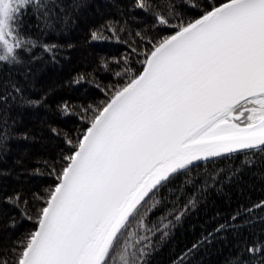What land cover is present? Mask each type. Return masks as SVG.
<instances>
[{
	"label": "snow or ice",
	"instance_id": "6c2138e0",
	"mask_svg": "<svg viewBox=\"0 0 264 264\" xmlns=\"http://www.w3.org/2000/svg\"><path fill=\"white\" fill-rule=\"evenodd\" d=\"M87 6V0H70L68 11L56 0H0V66L21 65L18 52L37 46L19 30L23 12L33 9L43 17L37 28L55 32L56 22L74 24L72 12ZM178 8L200 14L187 20ZM132 9L151 18L159 38L129 32L147 45L138 53L143 56L141 67L134 71L124 57L115 75L127 82L110 90L90 119L84 117V130L75 141L64 142L68 154L46 198L33 197L42 206L34 229L12 249L14 264H146L151 235L160 229L145 221L161 204L162 190L172 192L170 186L201 161L251 150L264 153V0H222L207 4V10L188 0H167L160 10L152 0H134ZM105 27L116 34L115 27L102 25L89 29L90 40H101ZM119 31H129L127 22ZM40 47L55 61L59 45ZM0 88V108L17 97L22 103H39L24 101L16 84ZM58 107L65 114L70 111L66 102ZM5 114L0 111V118ZM3 125L0 142L7 136L6 120ZM232 175L238 176V170ZM4 202L19 207L20 194L6 196ZM195 205L196 198L189 199L175 221ZM257 209H264V201L231 219ZM22 216L33 220L27 213ZM228 227L221 224L214 232ZM167 235L161 232V237ZM213 235L188 252L210 243ZM246 251L253 257L264 254V241H254ZM0 264L9 262L0 258Z\"/></svg>",
	"mask_w": 264,
	"mask_h": 264
},
{
	"label": "trees",
	"instance_id": "16d2710c",
	"mask_svg": "<svg viewBox=\"0 0 264 264\" xmlns=\"http://www.w3.org/2000/svg\"><path fill=\"white\" fill-rule=\"evenodd\" d=\"M56 2L67 8L70 0ZM133 2L87 0V8L72 12L75 23L69 22L64 27L56 22L55 32L37 28L43 17L38 18L33 9L21 15L20 32L37 41V46L18 52L21 65L0 66V84H16L24 101L39 103H22L17 97L9 107L0 108L6 113L0 118V127L4 126L3 120L7 121V136L0 142V258L9 264H14L16 258L12 251L16 242L35 227L34 220L42 204L33 199L34 195L46 198L54 186V175L64 163L62 157L68 154L64 142L75 141L84 130V117L90 119L94 110L108 99V92L127 82L115 75L123 67L124 57H129L134 71L140 69L138 61L143 56L138 53L147 45H141L129 32L143 31L148 37L159 38L157 29L151 27V18L133 10ZM152 2L160 10L167 0ZM220 2L222 0H188L189 4L203 10H207L209 3ZM178 10L186 14L187 20L200 14ZM125 22L129 31H119ZM102 25L115 27L116 34L112 35L105 27L103 38L91 41L89 29ZM49 43L60 46L55 61L40 47ZM131 48H136L137 52H132ZM118 60L120 65L116 64ZM81 76L83 79L76 83ZM65 102L70 110L67 114L58 107ZM84 108L89 111L84 113ZM200 165L175 186H170L172 192L162 190L161 204L148 214L145 223L160 231L151 235V250L144 257L146 264H241L243 261L260 264L264 254L253 257L246 247L254 245V241H264V209H257L251 215L242 214L236 221L231 218L264 201V153L259 150L239 152L228 158L202 161ZM233 169L238 170V176L232 175ZM181 187L182 192L178 191ZM14 193L20 194L19 207L4 202L6 196ZM193 197L195 207L189 206L176 222L175 216ZM25 200L27 204L23 203ZM22 212L31 215L33 220H26ZM164 224H168V228H163ZM221 224L231 227L215 233ZM163 231L168 235L161 237ZM209 233H214L210 243L204 242L188 252Z\"/></svg>",
	"mask_w": 264,
	"mask_h": 264
},
{
	"label": "water",
	"instance_id": "95a60500",
	"mask_svg": "<svg viewBox=\"0 0 264 264\" xmlns=\"http://www.w3.org/2000/svg\"><path fill=\"white\" fill-rule=\"evenodd\" d=\"M202 162V161H201Z\"/></svg>",
	"mask_w": 264,
	"mask_h": 264
}]
</instances>
